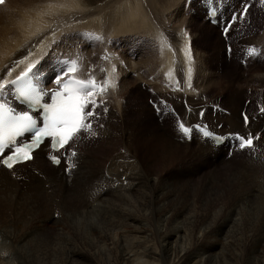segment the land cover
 <instances>
[{
	"label": "bare ground",
	"instance_id": "6f19581e",
	"mask_svg": "<svg viewBox=\"0 0 264 264\" xmlns=\"http://www.w3.org/2000/svg\"><path fill=\"white\" fill-rule=\"evenodd\" d=\"M114 1L116 3L110 10L111 14L104 15L108 18L107 26L103 19L92 18L103 9L105 0H4L0 4V84L42 54L44 57L50 50L58 52L59 47L70 49L68 44L63 43L65 37L60 36L68 30L69 25L76 27V24L79 28L93 31L89 34L101 37L99 40L89 35H77V40L66 38L70 44L72 40L82 41L72 43L71 46L83 45L85 56L91 54H87L85 49L91 41H98L100 45L103 43L102 50L104 46L111 44L113 36L122 33H142L148 39L153 36L157 50L161 52L154 62L158 69L155 72L161 74L156 77L161 79L169 91L175 89L172 88L175 84L172 85L168 80L172 83L176 80L181 87L176 92L180 98H172L173 93L168 95L167 91L162 96L147 84L153 95L151 99L176 108L181 114L197 115L196 122L205 119L202 115L211 119L218 117L216 123H222V132L246 129L252 131L250 133L260 134L262 138L257 142L255 153L248 149L234 153L239 158V168L245 167L246 171L254 169L260 174L255 173L256 176L251 178L248 174L251 172H244L243 179L239 180L235 174L223 179L216 173L215 186L208 177L199 178L202 180L195 186V180L192 179L195 175L188 174L182 181L192 188L191 195L190 191H186L176 199L169 191L171 185L168 187L164 184L168 180L153 177L152 164L144 158V154H138V143L135 144L134 141L123 145L124 148L116 147L117 152L112 157L110 154L106 158L104 154L105 158L98 159L80 153L83 151L82 147L90 149L84 142V137L75 149L78 152V156L73 158L76 167L67 172L66 166L55 167L42 155L39 158L38 155L43 154L39 150L31 162L17 165L13 170L0 169V264H264V114L260 117L259 113L256 115L253 106L246 109L243 104L240 108L232 106L226 115L216 116L215 113L214 117L207 115V112L191 109L189 103L192 100L187 99L185 94L182 97L183 88L185 92L188 84L191 83V87L197 84V78L183 72L177 59L180 57V53L176 52L178 45H182L181 50L188 46L185 41L175 40L177 46L174 49L173 43H169V59L166 61L163 41H172L175 33L182 30L183 38L188 39L192 46L189 51L194 47L190 28L187 24L177 26V15L173 16V10L176 11L183 0H176V7L174 0H111L110 3ZM191 1L188 0L187 7L192 14L195 13V8ZM44 3H52L51 9H57L54 17L37 21L24 15ZM249 3L252 7L257 6L255 1ZM252 7L246 14L247 19L253 15L252 12L261 11L259 6L258 11ZM165 10L169 12L163 13ZM200 12L204 15L201 7ZM259 17L257 20L264 16L260 13ZM36 25L42 26L36 29ZM12 28L16 29L12 31ZM168 29L173 31L170 35ZM259 30L256 34L260 39L254 37V45H259L264 36V28ZM153 31L158 32L157 36ZM232 33L235 34L234 30L228 34L229 37ZM231 40L238 50L240 39L234 35ZM219 43L225 47L222 37ZM262 45L264 52V44ZM223 53L225 56V48ZM234 54L236 53L233 52V56ZM181 55L188 61H194L192 56L189 59L188 55ZM98 57L99 54L95 60ZM261 57L262 55H258L257 59ZM113 61L118 62V57ZM119 64L125 63L120 61ZM131 64L132 68H136L134 62ZM98 65L101 70L96 69L97 78L110 79L116 85L109 90L112 93V106L116 96L115 89L120 90L118 66L110 64V57H100ZM113 68L117 70L116 73ZM157 87L162 88L161 84H157ZM107 99L99 108V113L105 107L110 110ZM174 100L178 107L173 105ZM249 102L250 99L246 103ZM184 103H187L186 107ZM203 104L200 107L205 111ZM244 109L250 117L248 127L243 126L241 119ZM100 117L101 113L93 122L97 134L101 132V127L96 124ZM176 122L174 120L175 124ZM116 127L114 128L117 129ZM206 140L207 138H197L193 133L191 137L186 136L183 142H177L183 147L179 150L186 152L185 150L193 149L190 153L195 152L201 160H236L222 150L224 144L212 147ZM230 140L226 138V143ZM152 146V143L148 144V148ZM173 146L179 147L174 142ZM160 148L159 145L158 150ZM216 149L219 150L215 151ZM164 158L168 159L167 162L179 160V156L170 151ZM167 167L164 166L161 172ZM229 168H232V164ZM72 192L76 193L73 197Z\"/></svg>",
	"mask_w": 264,
	"mask_h": 264
},
{
	"label": "rangeland",
	"instance_id": "374dc122",
	"mask_svg": "<svg viewBox=\"0 0 264 264\" xmlns=\"http://www.w3.org/2000/svg\"><path fill=\"white\" fill-rule=\"evenodd\" d=\"M183 1H181V4L177 7L176 11L173 10V16L177 15L175 21L177 26L181 24L183 26H186L185 24H187V26L190 28L195 48L193 47L192 51H189V48H192V46L188 39L183 38L184 34L182 33V30H179L175 33L174 39L172 41H168V42L163 41V53L165 54L167 61L169 59V50L167 47L169 43H173L172 48L174 49H176L177 46L176 43L174 42L175 40L182 42L185 41V43L187 44L188 46L187 49L183 48L182 50H181L182 45H178L176 52L180 53V57H178L177 59L180 63L183 72L185 71V73L189 75V68H191L190 76L197 78V81H195V83L197 82L196 86L191 87V83L188 84L187 86L188 87L187 91H190V93L187 91L184 92L185 88L182 89L183 91L182 97L185 94L187 95V99L192 100L189 103L191 109L195 108L198 111L210 113V111L207 110L206 108L208 104L205 105L203 104L204 102H208V103L211 102L213 104H218L216 102H219L223 107V109L227 110L228 113L230 112V108H232V106L240 108V106H242L243 104L246 107V109L250 105L253 106L255 111H257L261 107H264V101H263L264 100V56L259 58V60L260 59L261 60L258 63L242 65V66H240L239 63L236 62V54H234L233 59L231 58L232 60H230L228 57H225L223 53L225 48L224 44L220 46L219 43V39L221 38L220 32L218 31V28L213 26L209 27L210 25L208 24V22L204 21L205 15H203L200 12V7H201L200 3L196 0L191 1V3L194 4L193 8H195V13L191 14V12H189L190 8L187 7L188 0L186 1L183 0ZM110 2L111 0H105V3L102 5L103 9H100L92 17V18H96V20L100 18L103 19L107 23V26H109L107 22L108 18H106V16L104 15L111 14L110 10L112 6H115L116 3L115 1L112 4ZM246 2H249V0H245V3ZM99 3L100 2H98V4ZM51 4L52 3L49 4L44 3L43 5L35 8L33 11H29V12L25 11L26 13L24 15L30 17L32 20L34 18V20L37 21L40 19L45 20L54 17V11H56L57 9H51ZM176 4L177 1L174 0V7H176ZM261 5L264 11V3H262ZM252 9L258 11L257 6L252 7ZM166 12H169V10H165L163 13ZM259 12L264 16V13L262 11L259 10ZM252 13L253 15H250L249 19L246 18L245 21L241 22L239 28L240 34L235 33L236 38L240 39L239 41H241L242 43L250 44L253 42L254 37L260 39V37H257L256 33L260 31L259 30L260 28H264V26H262L264 24V17L261 18L260 20H257L260 18L259 17L260 13L257 12H252ZM65 15L69 16V14H65ZM42 25H36L35 28L39 29V26L41 27ZM75 26L76 27L69 25L68 30L62 33L60 36H64L65 40L68 41L66 38L71 37L72 39H74L75 37H78L77 35L79 34L88 35L89 32H93L90 31L89 29L79 28V26L76 24ZM15 29L12 28V31H14ZM245 30L247 33H245ZM153 32L157 36L158 32L157 31H153ZM172 32H173L172 30L168 29V35H170ZM111 33L113 32L111 31ZM178 37H181L182 40L179 39ZM113 38H114V42L118 41L120 45H123V46H119L117 51L118 62L113 61L112 58L110 57V64L111 65L116 64L118 66L117 75L120 81L119 82L120 90L116 91L117 88L115 89L116 96L112 95L114 96L113 99L114 102L112 101V106H110L111 92H109V94L107 95L108 106H110L111 111L110 110L108 111L107 109V112L105 111L100 112L101 113L100 123H103V127H101L100 129L101 132H99L95 138L92 137H88L87 139L84 138L85 139L84 142H86L87 146H89L90 149L86 150L85 148L82 147L83 151L80 153L83 156H90V157L92 156V157H97L98 159H103L105 157L108 158L109 156L107 155L111 154L110 156L112 157L117 152L116 147L124 148L123 145H127L128 143L134 141L135 144L137 143L139 144V145L137 144L139 149L138 154L140 153H142L141 155L144 154L145 155L144 158L147 159V161L152 164L151 169H152L153 177H159L163 181L168 180V182L164 184L165 185L167 184L166 186L168 187L171 185V187H169V191L171 194H174L176 199L182 196V194L186 191H190V195H191L192 188L187 187L183 183L184 181H182L183 177H186V175L188 174L195 175L192 178L193 180H195L194 182L195 186H197L199 181L202 180L199 179L201 177L204 178L208 177L207 179L210 181V183L215 186L214 183L217 176L223 178L226 176L232 177V175L235 174V176L239 180L243 179L242 177L244 172L245 173L251 172L248 173L249 175L252 176L251 178L256 176L258 172H256L254 169L249 168L251 171L248 170L246 171L244 170L245 167H241V168L238 167L239 158H237V156H235L234 154L237 150L233 151L232 154L230 155V157H232L231 159H236L233 160L232 162L226 160L216 162V161H212L211 159L210 161L203 159L201 160L197 158L195 152L190 153V151H194L193 149L185 150L187 153L179 150V148L182 149L183 147L178 142H183L186 136H184V134H182L181 136L180 134H178V132L174 128L177 122L175 124L174 120L178 121V119L180 118V120H183L186 123V125H189L190 123L196 122V120H198V116L197 115L193 116L191 114L186 115L185 113L181 114L176 108H173L178 114L176 118L172 119V115L167 114L164 115L161 121H159V116H157L155 112H153V110L151 109L148 100L152 98L153 95L152 93L149 92V88L147 84H150V87L153 88L154 91H156L162 96H165L164 94H167L168 91L167 89H169L166 85H164L161 82V79L156 77V76H160L161 74L155 72L158 69H156L154 62L157 61L156 59L159 58L161 52L157 50L155 37L152 36L150 39H148V37L143 35L142 33L139 34L122 33L120 35L113 36L112 39ZM75 39L77 40V38ZM76 40L75 41L72 40L71 44L72 43L77 44L82 42ZM93 42L94 41H91L89 45L85 47V49L87 50V54L91 53L90 56L92 58H95L100 53L101 46L103 45V43L100 45L98 41L94 43ZM254 43H257V41ZM259 44L260 45L264 44V36L262 40L259 41ZM93 45L95 46V51L93 49H90ZM129 50H131V52H129ZM189 52L191 53L190 56L193 57L194 61H188L184 56L181 55L182 53L186 54ZM48 56L50 55L48 54ZM120 61L124 62L125 64L120 65L119 64ZM130 62L131 63L134 62L133 65H136V68H132V64ZM153 63L154 65L150 66ZM143 64L144 65L146 64L145 67ZM151 67L153 69H151ZM116 71L117 70H115V73ZM168 82L171 83L172 85L178 84V82L176 83V80L173 83L170 82L169 80ZM154 84L156 86H154ZM157 84H161L162 88L161 89L158 88ZM164 89L166 91H164ZM169 93L168 95L172 94V92ZM172 98H180L179 93L176 94L173 93ZM248 99H250V102L246 103ZM186 104L184 103L185 107L187 106ZM202 104L205 105L204 106L205 111H203V109L200 107V105ZM173 105L178 107L175 100L173 102ZM114 111H116V113ZM218 115L219 113L216 114V116ZM220 115L222 116L226 114H220ZM215 119L217 121L219 120L218 117H216ZM112 123H114L115 125ZM108 127L109 130H107ZM114 127H116L117 129H115ZM224 129L226 128L224 127ZM112 130L114 134L112 133ZM262 132H264V128ZM192 134L193 133L190 134V137ZM103 135L106 137H103ZM104 138L106 141L104 140ZM95 140H97V142H95ZM173 142L179 147H174ZM93 143L95 146L93 145ZM151 143L153 144V146L148 148V144ZM159 145L161 146L160 150H158ZM92 146L93 149H91ZM171 147L174 148L171 149ZM217 150L219 149H216L215 151ZM169 151L178 155L179 160L176 162H167L168 159L164 158V156ZM157 152L159 153L157 154ZM104 154L106 155L105 157ZM40 155L44 157L43 154H39L38 155L39 158H42L40 157ZM231 164H232V168H229L231 167ZM164 166H168L167 167L168 169L166 168L163 172H161V169H164L163 168ZM227 169L229 170L226 171ZM75 194H76L75 192H72L71 194L72 197L75 196ZM211 196L213 197L214 194H211Z\"/></svg>",
	"mask_w": 264,
	"mask_h": 264
},
{
	"label": "snow or ice",
	"instance_id": "6c2138e0",
	"mask_svg": "<svg viewBox=\"0 0 264 264\" xmlns=\"http://www.w3.org/2000/svg\"><path fill=\"white\" fill-rule=\"evenodd\" d=\"M4 0H0L3 4ZM264 3V0H261ZM248 13V6L245 5L242 15ZM96 40L101 39L94 34H88ZM249 55H255V49H249ZM191 59L190 54L186 53ZM108 59V57H105ZM65 67L57 76L55 83L57 89L47 92L39 89L28 78V73H22L11 83L16 84L20 94L26 96L31 103L39 106L42 113L16 112L5 103H0V165L13 170L17 165L33 160V150L37 148L45 138H50L52 149L59 153L64 149V163L67 164L66 171L76 167L73 159L78 156L75 150L76 143L84 137H95L97 132L93 127L100 113L97 111L104 104L100 98L116 85L110 79L98 80L94 72L81 71V57L69 58L64 62ZM31 71V69H29ZM115 72V68H113ZM191 68H189V75ZM11 75V72H9ZM4 85L0 84V88ZM49 96L51 103L41 104V100ZM107 112V108H104ZM264 111V109H262ZM42 115V126L37 127L35 117ZM247 123V117H245ZM103 127V125H100ZM178 130L184 136H190L194 130L191 126H186L183 120L177 122ZM197 127H200L199 125ZM34 130V131H33ZM31 132L29 143H20L18 137ZM204 136L213 134L203 128ZM237 147L241 150L248 149L251 153L257 151V142L261 140L260 134H235ZM50 160L54 164H61L62 159L58 155H51ZM15 175V172H13Z\"/></svg>",
	"mask_w": 264,
	"mask_h": 264
}]
</instances>
